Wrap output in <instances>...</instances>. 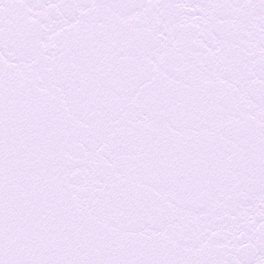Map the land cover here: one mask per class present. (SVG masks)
Segmentation results:
<instances>
[{
	"label": "snow or ice",
	"instance_id": "obj_1",
	"mask_svg": "<svg viewBox=\"0 0 264 264\" xmlns=\"http://www.w3.org/2000/svg\"><path fill=\"white\" fill-rule=\"evenodd\" d=\"M0 264H264V0H0Z\"/></svg>",
	"mask_w": 264,
	"mask_h": 264
}]
</instances>
